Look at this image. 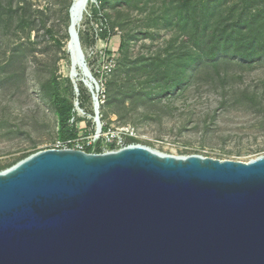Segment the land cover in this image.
<instances>
[{"label": "rangeland", "instance_id": "374dc122", "mask_svg": "<svg viewBox=\"0 0 264 264\" xmlns=\"http://www.w3.org/2000/svg\"><path fill=\"white\" fill-rule=\"evenodd\" d=\"M25 1L35 24L22 26L14 18L8 29L0 27L2 171L24 157L59 146L55 82L59 95L74 107L70 124L84 151L97 142L101 151L114 150L115 144L102 138L104 126L126 129L131 135L126 145L176 157L248 162L264 155V57L244 71L236 65L222 68V75L229 76L223 85L213 82L217 71L205 63L196 61L187 68L201 43L206 3L215 6L212 19L232 6L236 15L242 9L247 17L253 15L250 28H257L263 39L264 0H91L78 27L81 73L86 66L100 86L93 70L100 50L110 48L117 55L107 84L100 86L103 101L96 91L81 82L76 87L63 73L69 66L63 49L71 0ZM192 26L197 27L194 38ZM115 29L120 34L107 40ZM245 87L246 99L221 97ZM94 94L100 103V133L93 122Z\"/></svg>", "mask_w": 264, "mask_h": 264}, {"label": "water", "instance_id": "95a60500", "mask_svg": "<svg viewBox=\"0 0 264 264\" xmlns=\"http://www.w3.org/2000/svg\"><path fill=\"white\" fill-rule=\"evenodd\" d=\"M0 264H264V155L39 151L0 172Z\"/></svg>", "mask_w": 264, "mask_h": 264}, {"label": "trees", "instance_id": "16d2710c", "mask_svg": "<svg viewBox=\"0 0 264 264\" xmlns=\"http://www.w3.org/2000/svg\"><path fill=\"white\" fill-rule=\"evenodd\" d=\"M213 7L215 6H212V4H205L202 13L204 21L199 36L201 43L200 45H196L197 50L191 53L187 68H191L192 64L196 61L205 63V65H208L207 67H213L217 71V75L212 78L213 82H220L223 85L229 76H226V73L222 75V68L226 69L231 65H236L244 71L254 64L257 59L264 57V38L262 39L261 36L263 35L257 31V28L253 30L250 28L253 15L247 17L248 14L245 15L246 12L243 9L242 12L236 15L235 10H233L234 6H232L227 13L217 14L212 19ZM14 18L20 19L22 26L30 27L32 24H35L31 6L25 0H0V27L8 29ZM191 20L192 22L195 21L194 15H192ZM196 35L197 27L192 26L190 37L194 38ZM56 43L59 44L58 41ZM180 82H183V80ZM177 84L178 82L174 85ZM59 88L58 83L55 82L53 103L56 109L57 138L59 142L63 143L76 139L78 131L74 125L70 124V120L74 115V107L68 99L62 98L59 95ZM246 88L240 91H231L229 94H222L221 97L223 99H226L227 96L230 99L231 97L246 99L248 98ZM102 130H106V127L103 126ZM99 144L100 142H97L93 147L89 146L84 152L103 153L98 147ZM93 148L95 149L93 150ZM113 148L115 147L113 146ZM27 157H24V159ZM2 170L3 168H0V172Z\"/></svg>", "mask_w": 264, "mask_h": 264}, {"label": "built area", "instance_id": "2783aa9c", "mask_svg": "<svg viewBox=\"0 0 264 264\" xmlns=\"http://www.w3.org/2000/svg\"><path fill=\"white\" fill-rule=\"evenodd\" d=\"M114 34H116L118 36L120 33L116 29L113 30L111 32V35L108 36L107 40L110 41L112 39V35H114ZM94 54H95V52H94ZM116 62H117V55H115L113 49L105 48V49L100 50L99 58L96 61V63L94 64L93 70H94L95 76L100 81V86L102 87V89L107 84V78L109 77L110 73L114 70V68L116 66ZM86 70L88 71L89 76H88ZM85 74L87 75V77L85 78L86 81H84V83L89 87V89L96 91L98 93V95H100L99 98H101V101H103V99L105 98L104 91L100 92V89H101L100 86L95 81V79L92 77L91 73L86 68V66H85ZM87 80H89V82ZM94 96L98 100V97L95 94H94ZM93 122L97 125V127H98V124H100L99 118H98V120H96L94 117ZM97 130H98V128H97ZM98 132L99 133L101 132V127H100V130ZM128 136H131V135L124 128H108L104 131L102 138L104 139V141L106 143H114L115 148L113 151H116V150H119V149H122V148L129 146V145H126V143H125V139ZM58 145L59 146L57 147V149H72V150L84 151L82 145H80V142L77 141L76 139L71 140V141H66L63 143L60 142V143H58ZM132 145H134V144H132ZM103 153H106V152L103 151Z\"/></svg>", "mask_w": 264, "mask_h": 264}, {"label": "bare ground", "instance_id": "6f19581e", "mask_svg": "<svg viewBox=\"0 0 264 264\" xmlns=\"http://www.w3.org/2000/svg\"><path fill=\"white\" fill-rule=\"evenodd\" d=\"M90 1L91 0H71L70 6L68 8V20H69L68 27H67L68 40L63 50L67 54L69 66L67 68L65 67L63 68V73L65 74V76H67L71 80L72 84L75 85L76 87L78 86L80 82L85 84L84 81H85V78L87 77L86 74L81 73L82 70H81L80 65H81L82 58L78 50L80 48L82 52V43L79 38L78 27L82 20L83 14L87 8V5ZM74 32L77 34V37H78L79 48L73 39ZM82 55H83V52H82ZM98 102H99V99H98ZM99 107H100V103L98 106V112H99ZM95 108H96L95 100L92 99L93 112ZM75 109L77 112H79L78 108H75ZM98 131L97 133H99Z\"/></svg>", "mask_w": 264, "mask_h": 264}]
</instances>
